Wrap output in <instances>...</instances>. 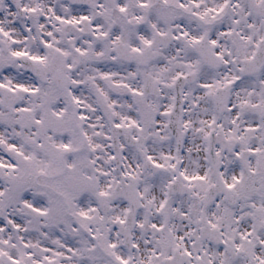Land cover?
Wrapping results in <instances>:
<instances>
[{
    "label": "snow or ice",
    "instance_id": "1",
    "mask_svg": "<svg viewBox=\"0 0 264 264\" xmlns=\"http://www.w3.org/2000/svg\"><path fill=\"white\" fill-rule=\"evenodd\" d=\"M0 264H264V0H0Z\"/></svg>",
    "mask_w": 264,
    "mask_h": 264
}]
</instances>
